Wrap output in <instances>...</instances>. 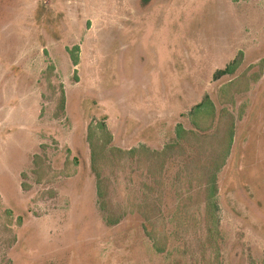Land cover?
Returning <instances> with one entry per match:
<instances>
[{"label":"rangeland","instance_id":"1","mask_svg":"<svg viewBox=\"0 0 264 264\" xmlns=\"http://www.w3.org/2000/svg\"><path fill=\"white\" fill-rule=\"evenodd\" d=\"M0 264H264V0H0Z\"/></svg>","mask_w":264,"mask_h":264},{"label":"trees","instance_id":"2","mask_svg":"<svg viewBox=\"0 0 264 264\" xmlns=\"http://www.w3.org/2000/svg\"><path fill=\"white\" fill-rule=\"evenodd\" d=\"M68 52H69V56L73 62V64H76L78 62V49L79 46L77 44L73 45L72 47L67 48ZM239 64V59L238 58H234L230 63H228L226 65V67L220 71H227L229 73L233 72L234 69L237 67V65ZM64 106V97L63 95H61V102H60V107L62 108ZM200 111H204L205 114H210L211 116H213V103L210 100L209 97L205 96L201 101L197 102L189 111V116L190 119L194 125V127L198 128V129H202V125L199 123L198 124V119L196 118L197 114ZM208 116V115H207ZM98 126L102 129L106 131V127L104 122H100L98 124ZM233 123H231L226 130L227 133V146L226 148H224L223 154H222V160L220 159L219 162L215 161L213 163L214 168H212L211 172L208 173L207 176V184L205 186V189L207 191L206 194V204L205 207L208 208L207 211H209L210 213V217L211 214H213L214 209L216 208V203L214 201V197L216 196V174L217 172L220 170V168L222 167V165L224 164L223 161L224 159H226V155L228 154L229 151V146L232 142L233 139ZM90 125L88 126V140H89V144H90V148H91V157H92V161L94 162L95 159V154L98 152L97 150V146L93 143L92 138H91V133H90ZM190 132V130H187L184 128V126L182 125V123L178 122L175 126V138H174V142L168 144L167 146H174V145H178L180 144L181 141L184 142V136L186 132ZM111 134H109L110 136ZM145 146H138L137 148H129L126 152L130 153V154H135L138 153V151L140 150H144ZM159 152H162L161 150H151V153H154V156L156 157V154H160ZM103 181L101 176H99V173H97V177H96V191H97V197H98V201L101 203V205L103 206V196H104V192H103ZM104 207V206H103ZM106 220L108 222H115L116 218H112L110 216H106Z\"/></svg>","mask_w":264,"mask_h":264}]
</instances>
